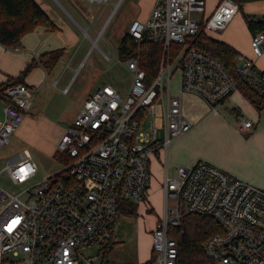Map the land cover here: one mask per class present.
I'll use <instances>...</instances> for the list:
<instances>
[{
	"label": "built area",
	"instance_id": "1",
	"mask_svg": "<svg viewBox=\"0 0 264 264\" xmlns=\"http://www.w3.org/2000/svg\"><path fill=\"white\" fill-rule=\"evenodd\" d=\"M118 4L114 3L112 13ZM205 4V0H157L145 20L132 19L128 33L135 42L150 36L162 43L154 78L147 79L139 56L125 58L133 74L129 91L123 94L106 84L85 100L58 143L65 167L20 193L0 186V264H101L96 255L81 259L80 250L114 243L121 204L138 205L146 195L152 175L150 155L167 150L173 139L192 128L183 112V94H196L216 110L238 88L220 59L187 47L179 66L180 85L173 89L177 65L170 55L172 45L185 44L200 24L207 32L225 29L239 10L235 0H219L200 22L197 14L205 11ZM90 38L97 45L98 38ZM251 47L257 57L264 53V30L253 35ZM238 58L243 61L238 67L241 76L264 93V72L253 61ZM35 93L34 87L20 81L4 87L7 102L0 120V150L23 121ZM156 106L160 126L155 121ZM237 126L249 130L253 122L241 119ZM4 169L15 183L38 171L26 150L8 158ZM163 190L164 213L152 228L149 264H178V242L170 228L180 227L190 213L212 215L222 227L204 242V252L213 263L264 264L262 188L199 160L179 166L174 177L165 174Z\"/></svg>",
	"mask_w": 264,
	"mask_h": 264
},
{
	"label": "crops",
	"instance_id": "2",
	"mask_svg": "<svg viewBox=\"0 0 264 264\" xmlns=\"http://www.w3.org/2000/svg\"><path fill=\"white\" fill-rule=\"evenodd\" d=\"M34 1L46 12L53 26L50 28L38 25L33 30L25 33L20 42L14 47H8L0 43V120L4 116L3 109L7 102L2 90L6 84L15 81L24 82L36 89V96L43 83L50 80L53 85H57L65 72L69 68H73L70 62L67 61L65 66L63 65L61 69L53 74V69L57 63L62 59L63 61L67 59L69 49L76 47L78 39L73 26L65 17L64 12L69 13L66 6L82 16H84L83 12L78 7L76 0H63L60 3L59 0H55V2L54 0ZM218 1L205 0V11L197 14L200 22L212 13ZM156 2L157 0H139V10L132 19L145 20L155 7ZM245 15L264 20V0L244 2L225 29L208 33L210 36L233 46L238 55L244 57L243 60L253 61L256 68L264 72V53L258 57L253 53L251 39L256 32L248 27ZM132 19L128 21L131 22ZM119 46L117 50L113 49L112 53L118 55L120 61L124 64V59L118 53ZM182 54L183 51H180L175 57L173 55L171 57L173 63L177 65V71H175L173 79L174 91L180 85L181 69L179 66ZM76 55L73 54L70 60H74ZM108 55L109 57H106V59L110 60L112 55ZM238 55L237 65L239 67L243 61L239 60ZM33 61L36 63L27 73L23 74V70ZM63 88L67 87L64 86ZM28 110H30L29 113L24 116L23 121L12 135L26 140L27 143H38L42 147L43 145L40 144L41 138L34 130L35 124H47L51 120L49 118L43 120V115L32 110V106ZM183 112L185 117L192 123V128L186 134L173 139L167 150L160 149L150 155L149 167L152 177L149 186L151 190L159 187L161 191L165 174L174 177L179 166H191L199 160L210 162L231 175L264 190V108L258 110L239 90L234 91L216 110L211 109L196 94L187 92L183 94ZM241 119L251 120L253 127L249 130L239 129L237 121ZM66 130L60 132L56 148L53 150L54 157L58 143ZM43 148H46V146ZM22 150H26L31 154L33 161L39 168L38 162L29 147L24 146ZM130 204L136 206V203L125 201L121 204V210L129 212L127 208ZM137 207L138 205L136 211ZM152 255L151 248L149 258L143 263L148 262Z\"/></svg>",
	"mask_w": 264,
	"mask_h": 264
},
{
	"label": "rangeland",
	"instance_id": "3",
	"mask_svg": "<svg viewBox=\"0 0 264 264\" xmlns=\"http://www.w3.org/2000/svg\"><path fill=\"white\" fill-rule=\"evenodd\" d=\"M76 2L84 16L68 6L66 7L69 13L64 12L78 35L76 47L69 49L66 60L62 59L57 63L53 74L65 66L67 61L73 68L65 72L57 85H53L50 80L43 83L31 104L32 110L43 115V120L47 118L51 120L47 124H35L34 130L41 138L40 144L43 146H39L38 143H27L26 140L11 135L9 142L0 150V186L10 192L20 193L28 186L65 167L64 162L53 156V150L56 148L60 132L73 123L75 114L91 93L106 84L114 85L123 94L130 88L132 73L112 50H117L123 34L127 31L130 22L128 20L135 17L139 10V0H109L105 3L76 0ZM115 2L119 4L112 13ZM90 37L98 38L97 45L93 44ZM103 52L112 55V58L107 60ZM73 54L77 55L74 60H70ZM173 83L174 81L172 85ZM64 86L67 87V92H62ZM29 111H26L25 115ZM155 121L160 126L159 106H156ZM24 146L29 147L39 168L36 175L29 180L15 183L4 167L6 160L21 152ZM44 146L46 148H43ZM163 213V186L161 191L159 187L151 190L149 186L145 197L139 201L136 212L120 211L116 224V242L110 245H87L81 248L79 257L85 259L96 255L101 264L145 262L152 248V228Z\"/></svg>",
	"mask_w": 264,
	"mask_h": 264
},
{
	"label": "trees",
	"instance_id": "4",
	"mask_svg": "<svg viewBox=\"0 0 264 264\" xmlns=\"http://www.w3.org/2000/svg\"><path fill=\"white\" fill-rule=\"evenodd\" d=\"M235 1L241 8L244 2L250 0ZM245 19L251 30L255 32L264 30L263 19L247 15H245ZM38 25L51 28L53 23L34 0H0V43L8 47H14L20 42L25 33L33 30ZM187 47H196L220 59L236 79L237 90L258 110L264 108V93L255 88L239 73L237 65L238 52L233 46L210 36L200 24V28L195 34L187 35L185 44L175 43L172 45L171 57L172 55L175 57ZM118 53L122 59L129 56H139L141 65L146 70L147 79L150 80L158 72L163 46L161 42L155 41L150 36L137 43L130 37L127 30L121 39ZM35 63V61L31 62L23 70V74L27 73ZM55 157L62 162L64 161L63 155L58 150ZM136 206L130 204L127 209L129 212H134ZM220 232H222V227L212 215L201 213L186 215L180 227L170 228V234L178 242V264H213V261L204 252V242L210 236ZM150 261L151 259L142 264H149Z\"/></svg>",
	"mask_w": 264,
	"mask_h": 264
}]
</instances>
